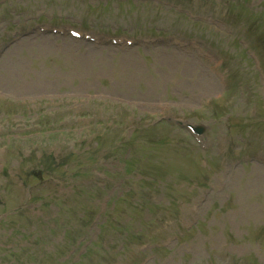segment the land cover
<instances>
[{
    "label": "rangeland",
    "instance_id": "rangeland-1",
    "mask_svg": "<svg viewBox=\"0 0 264 264\" xmlns=\"http://www.w3.org/2000/svg\"><path fill=\"white\" fill-rule=\"evenodd\" d=\"M40 26L92 30L101 42ZM163 119L203 126L209 150ZM73 147L75 178L25 185L34 153L59 160ZM56 187L72 190L70 239L60 229L39 241L16 234L0 264H62L106 210L97 219L114 228L102 232L108 248L92 245L80 264H264V0H0V248L6 225L46 226L17 212Z\"/></svg>",
    "mask_w": 264,
    "mask_h": 264
}]
</instances>
